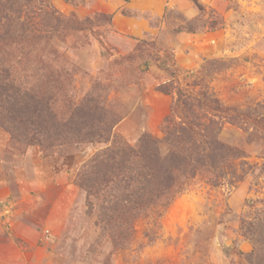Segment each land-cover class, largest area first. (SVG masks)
Segmentation results:
<instances>
[{"label": "rangeland", "instance_id": "obj_1", "mask_svg": "<svg viewBox=\"0 0 264 264\" xmlns=\"http://www.w3.org/2000/svg\"><path fill=\"white\" fill-rule=\"evenodd\" d=\"M14 1L22 17L0 62L47 97L64 134L49 119L42 147L31 131L0 125V264H264V0ZM166 54L178 80L157 61ZM178 84L248 113L213 128L240 151L237 175L215 186L188 174L114 250L79 185L109 143L65 140L67 130L86 117L133 147L144 134L161 139Z\"/></svg>", "mask_w": 264, "mask_h": 264}, {"label": "trees", "instance_id": "obj_2", "mask_svg": "<svg viewBox=\"0 0 264 264\" xmlns=\"http://www.w3.org/2000/svg\"><path fill=\"white\" fill-rule=\"evenodd\" d=\"M198 6L203 9L201 4ZM20 7L14 0H5L0 5V24H4L0 25L1 43H15L12 32L18 24L16 21L22 17ZM157 61L174 81L178 80L172 55L166 54ZM172 89L169 85L159 88L165 94H171ZM175 90L173 115L165 121L161 139L144 134L138 146L133 147L113 135L112 129L103 131L99 125L85 126L86 117H79L81 122L77 127L67 130L65 140L78 137L90 143H109L89 161L79 185L96 199L99 210L95 224L102 233L110 235L114 250L120 248L121 240L131 242L134 224L146 217L149 209L166 208L170 204L181 191L188 174L205 175L215 186L223 179L228 180L229 175H237L233 161L240 151L220 141L213 128L218 118L237 122L248 113L223 107L204 90L181 89L179 84ZM3 112L7 118H2ZM49 119L54 123L53 128L58 127L55 135H62L63 121H58L60 118L50 107L47 97L20 86L0 62V125L9 129L12 136L19 129L31 131L43 147L49 141Z\"/></svg>", "mask_w": 264, "mask_h": 264}]
</instances>
